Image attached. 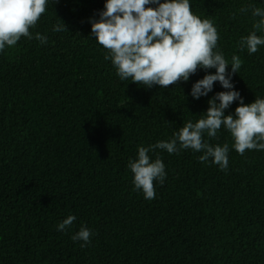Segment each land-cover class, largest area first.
Segmentation results:
<instances>
[{
	"label": "trees",
	"instance_id": "trees-1",
	"mask_svg": "<svg viewBox=\"0 0 264 264\" xmlns=\"http://www.w3.org/2000/svg\"><path fill=\"white\" fill-rule=\"evenodd\" d=\"M103 5L49 0L30 29L49 43L22 37L0 53V264H264V151L240 155L223 126L204 139L229 145L226 171L191 149L157 150L150 155L162 158L165 182L151 200L134 190L128 162L138 145L171 139L226 90L216 82L193 99L201 69L166 88L121 81L88 22ZM190 5L217 27L225 58L240 56L232 82L245 104L264 98V47L249 55L239 46L259 19L241 9L264 0ZM59 19L67 30L55 33ZM68 215L71 229L57 231ZM82 224L93 232L83 248L71 239Z\"/></svg>",
	"mask_w": 264,
	"mask_h": 264
},
{
	"label": "clouds",
	"instance_id": "clouds-1",
	"mask_svg": "<svg viewBox=\"0 0 264 264\" xmlns=\"http://www.w3.org/2000/svg\"><path fill=\"white\" fill-rule=\"evenodd\" d=\"M48 3L49 0H0V53L17 45L22 37L36 39L41 45L49 43L46 35L33 36L30 32L45 13ZM249 10L252 17L259 19L253 23V30L241 37L239 46L252 55L264 47V35H258L264 33V8L241 9L242 12ZM88 22L95 41L108 50L104 58L111 61L121 81L131 79L146 88L154 85L166 88L178 81H189L190 76L201 69L206 74L192 84L190 95L193 99L207 97L216 82L226 90L208 99V108L202 118L183 124L171 139L148 146L138 145L137 157L128 162V168L133 174L134 190L141 191L144 199H154V184L163 185L167 178L162 158L157 154L153 159L150 155L157 150L171 155L191 149L202 153L201 163L211 160L220 170L226 171L229 145H212L204 139L205 133L215 138L223 126L232 137V147L240 155L245 150L264 151V98L256 97L254 102L245 104L232 82L233 74L242 66L240 56L233 55L231 62L225 58L217 47V27L212 20H202L193 14L190 0H104L98 18H89ZM66 30L63 22L52 26L55 33ZM209 69H215L214 74L207 72ZM233 102H238L239 106L234 113L226 115L225 110ZM75 220L74 215H68L56 226L57 231L71 229ZM92 235V230L82 224L71 239L81 241L83 248L90 243Z\"/></svg>",
	"mask_w": 264,
	"mask_h": 264
}]
</instances>
